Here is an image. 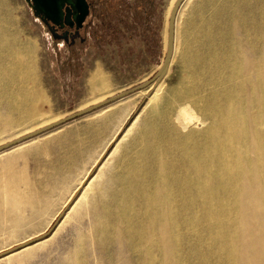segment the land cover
<instances>
[{
	"label": "bare ground",
	"instance_id": "6f19581e",
	"mask_svg": "<svg viewBox=\"0 0 264 264\" xmlns=\"http://www.w3.org/2000/svg\"><path fill=\"white\" fill-rule=\"evenodd\" d=\"M176 1L171 2L169 15ZM241 1L236 15L242 32L249 35L257 25L264 26V0ZM182 9L171 61L180 67L178 82L172 88L165 86L169 70L151 87L143 134L122 146L130 180L129 189L121 190V207L126 211L119 213L120 221L129 224L130 233L124 234L137 264H183V252L198 260L214 258L219 264H248V216L255 213L264 219V57L242 53L229 35H223L222 26L235 16L233 0H195L190 13L196 16L180 25ZM34 58L33 47L0 27V118L13 135L11 141L30 132L14 135L8 112L23 125H41L31 132L64 118H50L43 110L47 97L39 88ZM103 86V78L91 79L94 92ZM109 123L102 119L98 134ZM60 135L50 141L63 139L64 144L70 138L68 132ZM25 144L14 147L6 160L11 193L24 176L13 168L32 151ZM138 149L146 159L141 171L135 162ZM100 175L102 167L72 209L90 205ZM5 183H0V225L10 228V235L0 242L15 238L24 220L22 198L8 196ZM74 188L69 186L71 194L76 193ZM33 192L31 201L40 203L39 189ZM114 200L117 207L118 195ZM48 206L46 201L34 211L44 227L54 217ZM193 238L199 240L198 246L192 244Z\"/></svg>",
	"mask_w": 264,
	"mask_h": 264
},
{
	"label": "rangeland",
	"instance_id": "374dc122",
	"mask_svg": "<svg viewBox=\"0 0 264 264\" xmlns=\"http://www.w3.org/2000/svg\"><path fill=\"white\" fill-rule=\"evenodd\" d=\"M88 1L92 12L80 37L75 41H64L54 37L47 21L36 15L31 1L0 0V27L5 33L13 34L20 42L34 48L39 88L47 97L43 110L50 118H65L92 102L107 100L138 87L153 79L165 61L172 0ZM194 1L181 8L180 25L188 17L196 16L190 13ZM241 2L233 0L235 16H232L227 26H222L226 27L223 35H229L228 38L242 53L246 52L250 57H264V26L257 25L249 35H244L246 30L242 32L239 24L241 18L236 15L240 12ZM202 4L206 6L205 1ZM179 70L177 62H174L170 67V76L165 80L167 88L177 84ZM94 76L103 78V90L94 92L91 88ZM152 86L154 84L25 144L31 150L68 128L91 126L101 129L100 122L108 118L110 123L99 134H103V139L94 153L97 160L95 164L92 162L89 172L82 165H79L81 170L74 168L68 176L51 174L39 179L26 172L11 193L9 179L5 175L6 160L12 154V149L0 153V183L3 185L5 180L8 196L15 197L18 194L22 198L21 207L24 211V220L16 237L0 242V256L47 235L28 249L0 259V264H137L128 236L124 234L130 233L129 224L122 225L119 217V213L126 211L121 207L124 201L121 190L123 192L125 187L129 189L130 180L129 161L124 156L126 151L122 146L132 137L142 136L145 121L149 117L147 103L154 92ZM6 118L12 133L17 137L41 126L39 123L23 125L15 114L9 112ZM12 136L4 119L0 118V146L11 142ZM29 154L27 158H19L16 162L17 174H20V162L25 161L27 164ZM135 162L141 171L146 159L144 155L141 156L139 149L135 154ZM101 167L102 175L95 180V191L89 198L90 205H79L72 209ZM69 186L75 187L76 193L71 194ZM34 188L41 193L40 203L31 201ZM117 195L116 207L114 199ZM12 200L8 198V202ZM46 201L50 202L48 212L54 213V217L44 227L41 226L40 216L35 215L34 211L40 210ZM9 229L0 225V240L8 238ZM263 229V217L251 213L248 216V264H263ZM194 238L191 242L198 246L199 240ZM182 261L183 264H219L214 258L198 260L184 252Z\"/></svg>",
	"mask_w": 264,
	"mask_h": 264
},
{
	"label": "water",
	"instance_id": "95a60500",
	"mask_svg": "<svg viewBox=\"0 0 264 264\" xmlns=\"http://www.w3.org/2000/svg\"><path fill=\"white\" fill-rule=\"evenodd\" d=\"M29 1L32 2L33 9L36 15H38L39 17H41L42 19L48 22H51L53 26H60V27L69 26L70 28H74V26H76L77 30L83 28L84 23L89 17L91 11L88 0H29ZM185 1L186 0H177L171 10L169 25H168L167 49H166L165 61L161 65L158 73L155 75L153 79L142 83L138 87L129 89L117 96L111 97L100 103L87 107L86 109L71 114L70 116H67L62 120L52 123L46 127L33 131L17 140L6 143L0 146V153L13 149L17 145L31 142L43 135L49 134L50 132H53L54 130H57L65 126L70 122L84 118L92 113H95L96 111H99L105 107L117 103L138 91L148 89L152 84H154L155 87L158 83H160L166 77L171 67V61L173 59L174 48H175L176 20L179 11ZM46 236L47 235L42 236L41 238L35 239L11 251H8L5 254L1 255L0 259L15 252H19L26 247L37 244L38 242L45 239Z\"/></svg>",
	"mask_w": 264,
	"mask_h": 264
},
{
	"label": "crops",
	"instance_id": "0c3cea01",
	"mask_svg": "<svg viewBox=\"0 0 264 264\" xmlns=\"http://www.w3.org/2000/svg\"><path fill=\"white\" fill-rule=\"evenodd\" d=\"M67 132L70 133V138H67L64 144L63 139H56L53 142L47 139L43 144L33 148L27 164L25 161L20 162L19 175H26L27 172L39 179L51 174L68 176L72 174L74 168L81 170L79 165L89 172L88 169L97 160L94 153L97 152L103 134L99 135V129L91 126L68 128L65 133ZM17 170L18 167L15 165L16 173Z\"/></svg>",
	"mask_w": 264,
	"mask_h": 264
},
{
	"label": "flooded vegetation",
	"instance_id": "af4514ba",
	"mask_svg": "<svg viewBox=\"0 0 264 264\" xmlns=\"http://www.w3.org/2000/svg\"><path fill=\"white\" fill-rule=\"evenodd\" d=\"M90 8H91V5H90ZM91 12H92V10L90 11V15H91ZM90 15H89V17H90ZM86 22H87V20H86ZM47 23L50 25L54 37L55 38H61L64 41H70V40L75 41L76 39H78L80 37V32L84 30L83 28L85 26V23H84L83 28H81L80 30H77L76 26H74V28H70L69 26L60 27V26H53V24L51 22H48V21H47Z\"/></svg>",
	"mask_w": 264,
	"mask_h": 264
}]
</instances>
